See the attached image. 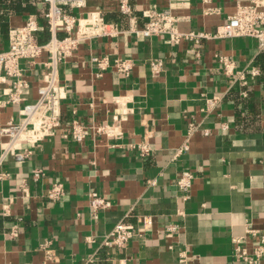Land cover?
Listing matches in <instances>:
<instances>
[{"label":"crops","instance_id":"crops-1","mask_svg":"<svg viewBox=\"0 0 264 264\" xmlns=\"http://www.w3.org/2000/svg\"><path fill=\"white\" fill-rule=\"evenodd\" d=\"M128 1L130 15L119 12V0L65 8L73 14L100 10L121 32L82 42L59 63L66 91L60 127L23 162L2 160L0 264H182L181 251L183 264H244L233 254L232 238L243 236L247 226L264 230V51L252 37H225L204 39L198 57L188 41L175 44L166 35L133 30L144 26L141 10L166 8L170 0ZM247 1L174 0L171 7L179 30L213 33L236 4ZM45 9L42 0H0V49L7 48L8 29L29 15L40 22L39 41H46ZM92 54L106 55L110 63L129 58L133 67L128 75L112 66L97 75ZM217 54L246 72L244 85L223 75ZM150 59L162 61L158 76L151 74ZM21 66L29 82L23 95L31 102L44 69L40 59ZM214 96L216 103L208 106ZM17 111L15 105L3 108L0 123L17 120ZM72 120L92 129L106 125L110 132L93 129L76 142L67 135ZM142 142L149 147L144 155L132 147ZM183 144L187 148L173 157ZM34 168L43 171L37 180ZM183 170L193 173L187 198L176 185ZM53 182L65 191L56 202L45 195ZM91 191L111 202L96 216L89 208ZM119 222L142 230L123 247L102 245ZM14 226L16 235H10Z\"/></svg>","mask_w":264,"mask_h":264},{"label":"built area","instance_id":"built-area-1","mask_svg":"<svg viewBox=\"0 0 264 264\" xmlns=\"http://www.w3.org/2000/svg\"><path fill=\"white\" fill-rule=\"evenodd\" d=\"M166 8L154 6L141 10L145 19L144 26L133 28L142 36L166 35L172 43L188 41L191 50L199 57L204 39H221L225 37H252L257 42L259 51H264V0H248L246 3H238L234 12L228 16L227 21L215 28L213 33L205 31H181L177 27L178 16L172 12V3ZM46 5L43 20L47 27L49 38L39 41L37 33L40 22L34 15H29L24 22L12 26L7 32V48L0 49V111L9 106L18 107L17 120L9 118L0 123V164L7 156H12L17 162H23L32 153L33 147L41 140L51 137L61 125V102L66 97L64 85L60 83L58 65L65 58L72 56L82 42L95 38L114 37L121 31L114 23L107 22L100 10H91L86 13L73 14L65 10L82 9L86 6V0H42ZM118 10L122 14L130 15L132 7L128 0H119ZM223 75L232 83L244 85L246 72L236 69L233 58L224 54L216 55ZM38 59L43 66L42 83L37 87V97L34 101H26L24 90L29 87L25 77V67L21 61L28 65L34 64ZM90 61L98 68L100 75L107 67L112 66L115 71L128 75L133 67V61L129 58L116 57L110 63L106 55L92 54ZM150 71L153 76H158L163 70L160 59L149 60ZM251 75H257L258 69L251 67ZM218 97L214 96L206 100L208 106L216 103ZM96 133H109L106 125H98L93 128ZM91 126L78 120H72L68 125V136L76 142H81L90 130ZM141 155L149 152L145 142L132 146ZM187 148L183 144L178 148L173 157L178 156ZM43 175L40 168L32 170L33 179L37 180ZM193 173L183 170L176 180V185L183 192V198H187V192L192 184ZM64 187L61 182H53L46 189V197L53 201H59L64 195ZM111 202L95 191L89 192V208L93 216L103 209H108ZM6 213V210L3 211ZM149 219H145V221ZM174 226L168 227V230ZM142 227L128 223H117L113 229L105 235L101 244L104 246L123 247L134 235L138 234ZM10 235H16L15 226ZM249 237H253L250 248L247 246ZM88 241H93L90 236ZM234 256L243 260L244 264H261L264 261V230L253 229L247 226L245 234L232 238ZM44 249L45 258L52 257L47 243ZM179 261L186 262L185 251L180 252Z\"/></svg>","mask_w":264,"mask_h":264}]
</instances>
